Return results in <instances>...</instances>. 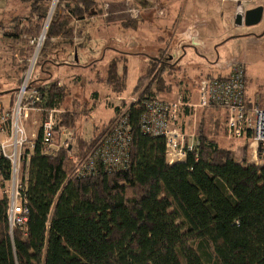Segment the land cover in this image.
I'll return each mask as SVG.
<instances>
[{"label":"trees","instance_id":"16d2710c","mask_svg":"<svg viewBox=\"0 0 264 264\" xmlns=\"http://www.w3.org/2000/svg\"><path fill=\"white\" fill-rule=\"evenodd\" d=\"M95 4L61 0L38 68L45 72L52 62L55 40L73 43L74 23L93 18ZM48 5V0H37L29 15L14 19L12 33L4 34L12 45L38 43ZM135 23L122 26L130 29ZM105 82L115 95H124L126 73L119 75L116 61ZM59 83L36 88L42 96V124L48 111L62 110L71 99ZM154 99L150 93L129 107V163L119 171L98 163L93 172L78 171L100 135L89 141L80 137L77 155L70 147L44 153L41 124L28 167L24 166L29 209L24 225L11 228L10 201L0 185V264H264V168L248 163L246 148L239 162L235 153L219 147L216 134L202 130L194 151L170 164L165 140L141 129L144 104ZM73 101L74 110L60 115L61 128L73 127L80 117L75 109L79 100ZM0 176L5 182L11 179L6 159H0Z\"/></svg>","mask_w":264,"mask_h":264},{"label":"rangeland","instance_id":"374dc122","mask_svg":"<svg viewBox=\"0 0 264 264\" xmlns=\"http://www.w3.org/2000/svg\"><path fill=\"white\" fill-rule=\"evenodd\" d=\"M36 1L0 0V113L16 109L17 93L26 79L29 83L34 81L32 89L59 81L71 98L62 105V113L73 111V100H79L75 109L80 117L73 127L65 128L76 137L69 142L74 155L79 153L76 141L80 137L90 139L93 134L96 139L114 122L116 106L125 109L150 93L164 101L181 98L192 106L181 111L183 131L196 136L199 130L209 133L216 122L223 132L225 111L198 106L200 84L203 80L226 77L235 65L246 70L247 102L259 104L264 110V21L256 27L235 28L226 37L218 32L223 18L235 10V4H224L223 0H95L94 17L74 23L73 43L53 42L49 57L53 63L45 65L43 72L38 66L44 40L40 44L37 41L14 46L4 35L12 33L9 27L16 17L29 15ZM48 3L49 17L38 40L46 36L61 0ZM131 20L136 21V27L122 26ZM113 61L117 62L120 76L126 73L124 101H118L120 96L105 82ZM34 109L30 111L28 125L24 122L32 140L38 137L42 124V112ZM235 148L236 158L241 162L242 146Z\"/></svg>","mask_w":264,"mask_h":264},{"label":"built area","instance_id":"2783aa9c","mask_svg":"<svg viewBox=\"0 0 264 264\" xmlns=\"http://www.w3.org/2000/svg\"><path fill=\"white\" fill-rule=\"evenodd\" d=\"M237 13H245L242 3L238 5ZM43 40L45 41V35L38 40L39 44ZM246 81V70L242 65L233 66L224 78L203 80L200 84L198 106L203 109L224 110L228 137L235 142L248 141V163L264 168V110L259 104L247 102ZM30 85L28 79L23 82L17 93L19 100L15 110L0 113V159L11 163V179L5 182L0 176V185L4 184L2 192L10 201L9 223L12 229L24 225L29 213L24 196L27 180L24 166L28 167L36 138L32 140L28 136L24 122L26 124L33 107L38 112L43 111L39 106L42 104V96L38 89H32ZM124 100V97L118 98V101ZM138 101H133L131 105ZM130 106L125 109L116 106L120 109L115 115L116 119L100 134L87 159L79 165L80 173L93 172L97 163L106 170L113 171L123 170L128 166L132 142L127 118ZM186 107L192 108L181 98L177 101L157 98L144 104L141 129L147 135L165 140L170 164L184 161L194 151L195 133L183 131L180 124L181 111ZM61 114L63 113L60 110L46 113L42 124L44 153L53 154L64 147L73 148L69 142L74 138V133L60 127Z\"/></svg>","mask_w":264,"mask_h":264},{"label":"crops","instance_id":"0c3cea01","mask_svg":"<svg viewBox=\"0 0 264 264\" xmlns=\"http://www.w3.org/2000/svg\"><path fill=\"white\" fill-rule=\"evenodd\" d=\"M223 3L224 4H227V3H231V4H235L236 5V8H235V10L233 11V13L230 15V16H228L227 18H223V20H222V27H220L221 29L218 31L219 32V35L221 36V37H226L227 36V33H228V31H231V30H233V29H235V28H233V29H229V30H227V28H228V23H229V21H234V18H235V16H236V14H238L237 13V7H238V5H240L241 3H242V5H243V7H244V10L245 11H247V10H249V9H254V8H256V7H260V6H262L263 8H264V0H223ZM264 21V14H263V19H262V21H261V23ZM260 23V24H261ZM260 24H258V25H256V26H259ZM244 26V25H243ZM256 26H254V27H256ZM250 28V27H249ZM60 40H61V42L63 41H65V40H63V39H59V40H55V41H58V42H60ZM81 40H83V42H84V38H81ZM54 41V42H55ZM74 41V40H73ZM62 44V43H61ZM80 44H82V43H80ZM77 45H79V44H77ZM72 55H75V57H76V54H74V52L72 53ZM97 117H98V115H97ZM95 118H96V116H95ZM27 124V123H26ZM94 124L95 123H92V126H94ZM28 125V124H27ZM212 126H214V129H212L211 130V132L210 133H212V136H213V134L215 135L216 134V136H214L213 138L216 140V142L218 143V145H219V147L220 148H222V149H227V150H230L231 152H233V153H235V155H236V153H237V150H235L236 148H235V145H239V144H241V146H242V151L241 152H239L240 153V156H241V158H242V161H243V156H244V154L243 153H245V148L247 149V156H248V161H249V159H250V151H249V149H248V141H245V142H240V143H234L233 142V140L231 141V139L228 137V134H227V131H226V128L224 129V131L223 132H220L221 130H219V126L218 125H216V123H215V125H214V123L212 124ZM216 127V128H215ZM191 130H189V132H190ZM187 132H188V130H187ZM214 132V133H213ZM224 134V135H223ZM211 135V134H210ZM93 134L89 137L90 139H86L85 138V140L86 141H89V140H91L93 137ZM226 139L229 141H226ZM241 161V162H242Z\"/></svg>","mask_w":264,"mask_h":264},{"label":"water","instance_id":"95a60500","mask_svg":"<svg viewBox=\"0 0 264 264\" xmlns=\"http://www.w3.org/2000/svg\"><path fill=\"white\" fill-rule=\"evenodd\" d=\"M264 8L262 6L245 11L244 14H236L234 21L227 30L242 27H254L261 23L263 19ZM77 61V56H76Z\"/></svg>","mask_w":264,"mask_h":264},{"label":"flooded vegetation","instance_id":"af4514ba","mask_svg":"<svg viewBox=\"0 0 264 264\" xmlns=\"http://www.w3.org/2000/svg\"><path fill=\"white\" fill-rule=\"evenodd\" d=\"M235 19V18H234Z\"/></svg>","mask_w":264,"mask_h":264}]
</instances>
